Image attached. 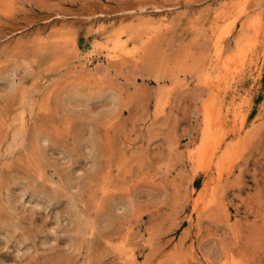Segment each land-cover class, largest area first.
<instances>
[{"label":"rangeland","instance_id":"374dc122","mask_svg":"<svg viewBox=\"0 0 264 264\" xmlns=\"http://www.w3.org/2000/svg\"><path fill=\"white\" fill-rule=\"evenodd\" d=\"M0 264H264V0H0Z\"/></svg>","mask_w":264,"mask_h":264},{"label":"bare ground","instance_id":"6f19581e","mask_svg":"<svg viewBox=\"0 0 264 264\" xmlns=\"http://www.w3.org/2000/svg\"><path fill=\"white\" fill-rule=\"evenodd\" d=\"M244 5V4H243ZM241 8H243V6L241 7ZM247 9V8H246ZM244 10V9H243ZM243 12V11H242ZM229 27H230V25H229ZM227 31V30H226ZM223 33V32H222ZM221 36V35H220ZM115 38V37H114ZM224 39V38H223ZM218 40V39H217ZM221 43V42H220ZM215 45V44H214ZM223 45V44H222ZM245 45V44H244ZM242 48V47H241ZM240 48V49H241ZM220 48H218V50H219ZM217 50V49H216ZM245 50V49H244ZM240 51V50H239ZM245 52V51H244ZM244 52H242V53H244ZM115 53V52H114ZM215 53H216V51H215ZM217 53H219V52H217ZM246 53V52H245ZM244 53V54H245ZM238 54V53H237ZM244 54H241L240 56H243ZM247 54V53H246ZM245 54V55H246ZM116 55V54H115ZM222 55V54H221ZM112 57V56H111ZM115 57V56H114ZM216 57V56H215ZM222 57H223V55H222ZM217 58V57H216ZM241 58V57H240ZM240 58H238V59H240ZM243 58V57H242ZM241 58V59H242ZM245 58V57H244ZM217 59H219V58H217ZM229 61H230V59H229ZM240 61V60H239ZM243 61V60H242ZM217 62V61H216ZM222 62V61H221ZM221 62H220V64H221ZM227 62H228V60H227ZM241 62V61H240ZM217 64V63H216ZM229 63H227V65H228ZM225 65H226V63H225ZM227 67V66H226ZM221 122V121H220ZM216 157V156H215Z\"/></svg>","mask_w":264,"mask_h":264}]
</instances>
